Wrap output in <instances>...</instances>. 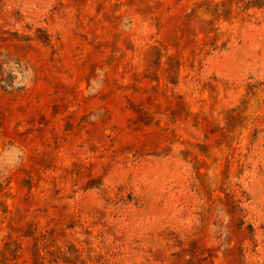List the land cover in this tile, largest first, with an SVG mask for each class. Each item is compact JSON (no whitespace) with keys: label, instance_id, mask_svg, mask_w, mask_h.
Wrapping results in <instances>:
<instances>
[{"label":"rangeland","instance_id":"rangeland-1","mask_svg":"<svg viewBox=\"0 0 264 264\" xmlns=\"http://www.w3.org/2000/svg\"><path fill=\"white\" fill-rule=\"evenodd\" d=\"M0 264H264V0H0Z\"/></svg>","mask_w":264,"mask_h":264}]
</instances>
